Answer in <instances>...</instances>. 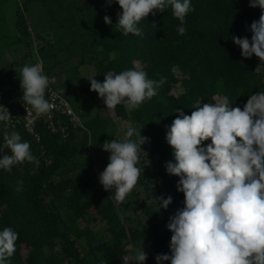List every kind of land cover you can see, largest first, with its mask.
<instances>
[{"label": "trees", "instance_id": "obj_1", "mask_svg": "<svg viewBox=\"0 0 264 264\" xmlns=\"http://www.w3.org/2000/svg\"><path fill=\"white\" fill-rule=\"evenodd\" d=\"M31 1L26 0L25 8ZM72 2L43 0L53 17L57 14L65 21L62 25H68ZM86 2L88 20L85 25L78 19L70 23L74 32L67 46L74 56L81 55V64L89 60L94 65L99 82L109 72L130 69L144 70L149 79L157 81L166 77L157 95L139 107L129 110L122 104L114 110L117 118L148 138L142 145L147 164L135 187L148 191L140 206L145 220L135 219L124 203L117 206L114 190L105 191L99 183V173L109 162L102 145L112 139L111 120L99 97L97 114L84 120L90 133L70 129L65 136L60 129L53 131L41 123L35 139L23 125L8 128L30 143L39 166L25 162L11 172L0 169V231L11 227L18 233L16 251L5 264H134L130 258L142 244L148 257L145 264H156L157 254H170L172 233L167 224L184 200L176 188L179 177L167 174L165 168L166 162H174L165 137L176 118L175 109L190 115L197 101L215 103L217 97H227L232 107L243 110L250 95L264 91V63L255 55L244 58L231 39H251L250 25L259 19L261 10L250 7L249 0H191L194 11L185 17L184 35L177 32L180 22L169 7L138 24L142 36L122 34L116 26L117 13L122 11L117 3ZM21 10L17 11V25L28 30ZM106 15L111 24L104 22ZM37 37L42 35L37 33ZM6 75L13 76L0 69V82ZM179 86L181 92H177ZM70 88L78 93L76 86ZM82 109L80 104L77 111L82 114ZM4 128L0 122V146ZM3 154L10 150L4 149ZM98 165L101 168L96 172ZM18 180L23 181L19 191ZM168 195L172 204L158 211L154 196ZM99 222L104 229L97 228Z\"/></svg>", "mask_w": 264, "mask_h": 264}, {"label": "clouds", "instance_id": "obj_2", "mask_svg": "<svg viewBox=\"0 0 264 264\" xmlns=\"http://www.w3.org/2000/svg\"><path fill=\"white\" fill-rule=\"evenodd\" d=\"M113 2L122 10L117 13L116 26L125 36H142L138 24L169 7L180 22L177 32L184 35L185 17L194 11L191 0H106L109 6ZM249 6L261 10L259 19L250 25L251 39H231L244 58L255 55L264 63V0H249ZM104 22L112 23L107 15ZM19 80L24 105H30L37 115L47 114L52 105L45 93L55 77L49 78L42 63H36L24 65ZM88 81L106 109L114 111L118 105L137 108L150 100L166 77L157 81L149 79L144 70L130 69L109 72L102 83L96 78ZM192 108L195 110L190 115L176 108V118L166 132L174 157V162H166V172L179 177L176 188L184 200L167 224L172 233L170 254H157L156 264H264V91L250 95L243 110L232 107L227 97L215 103L197 101ZM11 118L0 104V122L5 124L0 153L10 150V154L0 155V169L11 172L25 162L38 167L30 143L22 140L19 132L8 130ZM146 142L141 130L128 127L123 140H106L102 145L110 155L99 173V183L105 191L114 190L117 206L125 202L144 173L138 165L141 152L147 155L142 149ZM17 184V190H22L23 181ZM154 198L158 211L173 202L171 195ZM17 240L13 228L0 231V264L15 253ZM147 258L142 244L130 259L134 264H145Z\"/></svg>", "mask_w": 264, "mask_h": 264}, {"label": "rangeland", "instance_id": "obj_3", "mask_svg": "<svg viewBox=\"0 0 264 264\" xmlns=\"http://www.w3.org/2000/svg\"><path fill=\"white\" fill-rule=\"evenodd\" d=\"M25 2L26 0H0V69H4V74L12 73L13 76L20 77V69L24 65L42 62L48 77H55V83L52 85L71 101L76 110L82 104L84 120L93 118L99 109V96L90 90L88 80L97 79L96 69L89 60L81 64V55L74 56L72 47L67 46L69 38L72 37L71 32H74L70 23L78 19L85 25L88 20V3L86 0H70L74 3L71 5L70 20L66 23L68 25H62L65 24V21H61L60 15L56 14L53 17L48 10L50 8L45 6L43 0H33L28 3L26 8ZM20 10L29 23L28 30L20 29L17 25V13ZM37 33L42 37L38 38ZM66 79L67 81H65ZM73 85L78 90L76 95L70 88ZM181 90L182 88L179 86L177 92H181ZM217 99H222V97H217ZM101 105L103 112L111 120L109 131L112 139L123 140L127 128L131 126L128 122L117 118L114 111L106 109L104 103ZM127 108L132 109L131 107ZM135 138L134 136L133 139ZM142 149L145 148L142 146ZM102 154L106 157L109 153L103 151ZM145 158L148 156L141 152L138 165L141 168L147 164V162L144 163ZM100 168V165L96 166L98 170L96 172H99ZM147 195L148 191L138 186L125 200L126 211L130 212L135 219L139 217L144 219L140 206L146 200ZM97 228L104 229V224L99 222Z\"/></svg>", "mask_w": 264, "mask_h": 264}, {"label": "built area", "instance_id": "obj_4", "mask_svg": "<svg viewBox=\"0 0 264 264\" xmlns=\"http://www.w3.org/2000/svg\"><path fill=\"white\" fill-rule=\"evenodd\" d=\"M42 67L46 74L43 64ZM19 79L20 77L6 75L0 82V104L9 110L12 116L11 126L23 125L35 139L39 138L38 127L41 123L48 124V127L53 131L60 129L65 136L69 134L70 129L85 130L90 133L82 114L52 83L45 93V98L52 107L47 114L37 115L30 105H24L22 102V89Z\"/></svg>", "mask_w": 264, "mask_h": 264}]
</instances>
